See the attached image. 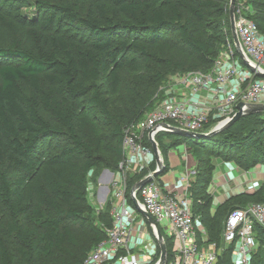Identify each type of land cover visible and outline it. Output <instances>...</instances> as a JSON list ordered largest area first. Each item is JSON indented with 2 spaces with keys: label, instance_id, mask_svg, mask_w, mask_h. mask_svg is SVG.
<instances>
[{
  "label": "trees",
  "instance_id": "trees-1",
  "mask_svg": "<svg viewBox=\"0 0 264 264\" xmlns=\"http://www.w3.org/2000/svg\"><path fill=\"white\" fill-rule=\"evenodd\" d=\"M0 2V264H79L104 238L102 225L112 222L109 199L98 209L89 200V172L96 182L102 170H118L125 130L155 106L160 86L178 72H209L233 43L228 0ZM246 3L264 34V0ZM29 6L31 17L22 13ZM125 72L133 73L126 83ZM164 135L172 134L155 138L165 171L168 150L188 145L196 171L192 213L221 244L227 213L264 202V185L228 198L211 214V156L235 159L244 170L264 164V111L208 139L166 142ZM154 169L153 160L132 174L127 192ZM254 231L250 264H264V228ZM162 234L169 259L171 240ZM231 250L218 264H231Z\"/></svg>",
  "mask_w": 264,
  "mask_h": 264
},
{
  "label": "built area",
  "instance_id": "built-area-1",
  "mask_svg": "<svg viewBox=\"0 0 264 264\" xmlns=\"http://www.w3.org/2000/svg\"><path fill=\"white\" fill-rule=\"evenodd\" d=\"M249 11L236 0L235 27L244 53L264 72V34ZM170 79L172 82L164 86L166 96L125 130L123 158L113 172L109 193L111 225H102L104 238L79 264L151 262L158 244L140 210L148 212L171 240L166 264H218L228 245H232L231 264H250L256 245L254 227L264 228V202L230 210L223 221L222 243L217 245L209 239L200 216L192 213L189 185L194 170L187 164L171 184L163 185L159 176L144 184L136 192L138 208L131 201L127 184L132 174L148 168L153 161L151 144H145V139L149 143L150 137L156 140L155 136L164 131L162 123L200 131L210 119L217 120L215 124L227 119L239 101L264 103V77L246 67L234 43L228 42L209 72L189 71Z\"/></svg>",
  "mask_w": 264,
  "mask_h": 264
},
{
  "label": "crops",
  "instance_id": "crops-1",
  "mask_svg": "<svg viewBox=\"0 0 264 264\" xmlns=\"http://www.w3.org/2000/svg\"><path fill=\"white\" fill-rule=\"evenodd\" d=\"M172 149L168 150V170L164 175L175 176L177 165L182 164L183 168L187 164L192 169L195 167V162H191L188 160L187 155L190 154L183 153L182 157L177 159H173L174 156L172 153ZM221 166L222 169L218 168ZM226 167H229V163H216L215 168L212 172V177L210 184L208 185V192L212 195V203L210 206L211 214H214L217 208L223 204L228 198L235 196L237 194L243 193H252L255 190H258L260 186L264 185V164H257L253 168H250L245 171H237V175L233 173H229L225 170ZM232 172L233 166L231 167ZM184 170V169H183ZM178 171L179 174L183 171ZM93 171H90L88 174H92ZM113 177V172L104 169L99 174L96 175V182H91V186H88V197L90 202L98 209L102 208L106 200L109 198L110 188H111V180ZM163 185L171 184L172 181L164 182L163 180L159 179ZM216 185L219 189H213V185Z\"/></svg>",
  "mask_w": 264,
  "mask_h": 264
},
{
  "label": "water",
  "instance_id": "water-1",
  "mask_svg": "<svg viewBox=\"0 0 264 264\" xmlns=\"http://www.w3.org/2000/svg\"><path fill=\"white\" fill-rule=\"evenodd\" d=\"M235 3L236 0H230L229 4V22H230V31H231V37L235 46V50L237 55L240 57L242 60L243 64L248 67L251 71L256 73L258 77H264V72H260L259 69L254 65L250 59L246 56L244 53L239 36L236 31L235 27ZM264 111V103H245L242 101H239L236 103V111L230 115L227 119H224L217 124H215L213 127H211L207 131H190L186 129H182L176 126H173L168 123H162L161 126L164 131L170 133V134H175L183 137H188L193 140H199L201 138L203 139H208L215 135L216 133L222 131L223 129L227 128L234 122H236L238 119H240L243 115L247 114H253L256 112H263ZM150 144L152 147L154 159L156 162L155 169L152 170L149 174L146 176L142 177L140 180H138L136 183L133 184V186L130 189V198L132 203L134 204L135 207L138 208V201L136 199V192L146 183L151 181L152 179L160 176L161 174L164 173L165 171V164L163 161V157L161 155L160 149L158 147V142L150 137ZM140 210V209H139ZM140 212L144 215L149 227L151 228L152 233L155 235L156 242L159 246V258L156 261L155 264H166L167 262V247L164 241V237L158 228L155 220L153 217L145 211L140 210Z\"/></svg>",
  "mask_w": 264,
  "mask_h": 264
},
{
  "label": "rangeland",
  "instance_id": "rangeland-1",
  "mask_svg": "<svg viewBox=\"0 0 264 264\" xmlns=\"http://www.w3.org/2000/svg\"><path fill=\"white\" fill-rule=\"evenodd\" d=\"M240 1H242L247 7H249L250 8V13L252 12V8H251V6H249L247 3H246V1L247 0H240ZM0 4H1V2H0ZM227 4H228V11H229V4H230V0H228V2H227ZM22 13H24L25 15H27L28 17H31V16H33L34 14H35V11H34V8L32 7V6H29V7H26V8H24V9H22ZM253 13V12H252ZM225 29V28H224ZM223 50V49H222ZM133 73L131 72H125L124 73V78H125V83L126 82H128L129 80H130V77H131V75H132ZM180 74H182V73H175V74H173V75H171L170 77H176V76H178V75H180ZM170 77L168 78V80L163 84V85H161L160 86V88H159V91L156 93V100H159V99H161V98H164L166 95H165V89H164V86L165 85H167V84H169V83H171L172 82V78L170 79ZM127 79V80H126ZM152 109V108H151ZM150 109V110H151ZM149 110V111H150ZM148 111V112H149ZM165 136V135H164ZM172 136L175 138V137H178L179 135H175V134H172V135H169V136H165V139H166V142H168V139L169 138H172ZM172 149V153H173V157H172V160L173 159H177V158H179V157H182V155H183V153L185 152V153H187V154H190L189 153V147H188V145L186 144V142H182V143H180V144H178L177 146H174V147H172L171 148ZM56 150V149H55ZM54 149H53V151H55ZM52 151V152H53ZM99 153L101 154V155H103L104 157H108V153H106V152H102L101 150H99ZM187 157H188V160L191 162V159H193L192 161H194L195 162V160H194V158L192 157V155L190 154V156L189 155H187ZM167 158H168V156H167ZM224 158H227L226 156H222V158L221 157H217L215 154H212V156H211V162L215 165L216 163H222V162H224V163H229V167H226L225 168V170L227 171V172H229V173H233L234 175H237V171L239 170V171H245L243 168H241L240 166H238V164L236 163L237 162V160H235V159H231V160H226V159H224ZM154 161H155V159H153ZM155 166H156V162H155ZM230 166L232 167L233 166V170H235V169H237V171L235 170V171H233L232 172V170H231V168H230ZM176 168V174H175V176L176 177H178L179 176V172L178 171H181V170H183L184 168H183V166H182V164H180V165H177V167H175ZM218 168H220V169H222V167L221 166H218ZM193 170H194V173L191 175V177H190V179H192L193 178V176H194V174L196 173V171H195V167L193 168ZM92 175H89V177H88V186H91V182H92ZM159 179H161V180H163L164 182H169V181H172L173 180V176H169V175H164V174H161L159 177H158ZM213 189H215V190H218L219 191V189H218V187L214 184L213 186ZM261 187V186H260ZM207 192H208V188H207ZM209 193V192H208ZM211 195V194H210ZM238 195V194H237ZM212 196V195H211ZM109 199V198H108ZM104 206V205H103ZM80 232H79V235H80V239L83 241V240H85V241H87V238H88V233L86 232V230H79ZM148 232H149V234L151 235L152 234V232H150L149 230H148ZM255 244H257V242H255ZM156 245H157V243H156ZM143 245H141V247H142ZM159 254H160V251H159V248L157 247V249H156V252H155V254H154V256L152 257V260H151V262H149L148 264H154L157 260H158V258H159Z\"/></svg>",
  "mask_w": 264,
  "mask_h": 264
}]
</instances>
